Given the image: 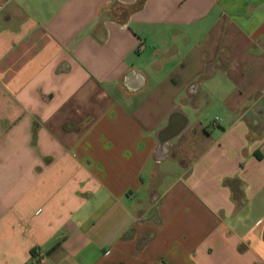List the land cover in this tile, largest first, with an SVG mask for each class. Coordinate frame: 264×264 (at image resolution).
Here are the masks:
<instances>
[{"label": "crops", "instance_id": "1", "mask_svg": "<svg viewBox=\"0 0 264 264\" xmlns=\"http://www.w3.org/2000/svg\"><path fill=\"white\" fill-rule=\"evenodd\" d=\"M0 264H264V0H0Z\"/></svg>", "mask_w": 264, "mask_h": 264}, {"label": "water", "instance_id": "2", "mask_svg": "<svg viewBox=\"0 0 264 264\" xmlns=\"http://www.w3.org/2000/svg\"><path fill=\"white\" fill-rule=\"evenodd\" d=\"M188 119L180 112L171 114L168 124L158 133L159 144L164 147L166 144L176 139L187 127Z\"/></svg>", "mask_w": 264, "mask_h": 264}]
</instances>
